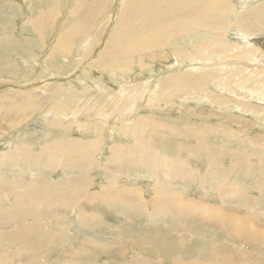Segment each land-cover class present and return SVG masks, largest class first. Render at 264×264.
Segmentation results:
<instances>
[{
    "label": "rangeland",
    "instance_id": "obj_1",
    "mask_svg": "<svg viewBox=\"0 0 264 264\" xmlns=\"http://www.w3.org/2000/svg\"><path fill=\"white\" fill-rule=\"evenodd\" d=\"M77 1L0 0L2 13L10 9L0 15V264H64L72 256L84 260L71 264H171L177 257L264 264V13H253L264 0H225L210 29L132 54L121 75L95 62L111 37L118 46L130 0ZM151 1L147 13L179 4ZM93 8V27L52 56L59 68L47 70L59 31ZM46 12L51 26L41 38L32 20ZM246 41L257 45L250 50L259 51L257 60L242 51ZM204 43L203 56L192 53ZM116 59L126 64L123 53ZM239 65L247 68L236 72ZM174 77L203 102L182 91L165 96ZM137 119L136 133L122 130ZM165 129L173 132L168 145ZM55 139H71L82 161L67 162ZM48 145L52 153L43 150ZM117 155L132 159L125 169L109 167ZM153 156L173 164L147 167ZM181 169L183 179L168 174ZM94 248L106 251L91 262Z\"/></svg>",
    "mask_w": 264,
    "mask_h": 264
},
{
    "label": "bare ground",
    "instance_id": "obj_2",
    "mask_svg": "<svg viewBox=\"0 0 264 264\" xmlns=\"http://www.w3.org/2000/svg\"><path fill=\"white\" fill-rule=\"evenodd\" d=\"M175 1L179 4L175 7L170 6L172 8L168 13H165V12L160 11L158 9H155L152 12L147 13L146 8L149 5L155 4L154 1H151V0H130L129 3L127 4V11L129 14L127 16H125L123 19H121L119 22V25H118V28L120 31L118 36H117V40L119 42L118 46L115 47V45L113 43V38L111 37L109 39L107 45H106V48L99 54V59H97L95 62L96 66L99 67L101 70H107L109 72V74L121 75L120 73H123L129 69L130 63H131L130 59H131L132 54L144 53L145 50L149 49L150 47H154L157 50H159L164 45L172 46V44L176 41L172 38L180 39L183 37H188L189 35L197 33L203 29H210L212 26V23L218 21L220 14L223 15L225 13V6H224L225 0H206L202 3V5L200 7H198V5H196L194 0H175ZM77 2H78V5H81L80 0ZM12 3H13V1H12ZM166 3H167V5H170L169 1H166ZM6 5L10 6L11 4L10 5L6 4ZM14 6H16V5H14ZM1 9H2V7H1ZM9 11H10V9L9 10L5 9L4 13H2V11H0V15H2V14L7 15V13ZM17 12H19V11H17ZM135 13H137V16L133 17V14H135ZM253 13H255L258 17L261 16L264 13V4H262L261 6H258L253 11ZM250 14H252V13H250ZM95 16H97V15H95V11L93 8V10L90 11L85 16L86 17L85 19L83 17H79V18H77V21L75 23L69 24V26L67 28H64L61 31H59L58 37L55 40V42L51 48L50 57L48 56L47 60H44V62H43V65L46 67L47 70L49 68H59V65L55 64L56 60H54L52 58V56H55L58 53L62 52V50L65 49V46L70 45L69 41H71L77 37H80V35L83 34L84 29H86L89 26V24L91 27L92 26L91 24L94 23L93 21L96 20ZM49 17H51V14L46 12L45 15H43V16L40 14H37L32 20V24L35 27V29L39 32L41 38H42V33L45 32L49 26H51L49 23ZM245 18H247V16ZM159 20H161V23L157 27L151 28L152 24H156ZM13 28L15 29V27H13ZM0 32L3 33V29L0 28ZM214 39L216 42L218 41V47L222 48L223 45H222L221 40L219 38H215V37H214ZM263 39H261V40H263ZM210 43H214V42H210ZM210 43H204L200 46L197 44L196 46H194L192 53L197 52L203 56L205 53V46H207ZM249 44H250L249 41H246L242 51L247 50L249 58L252 60H257L255 58V56H256V53H258L259 51H250L253 49V47H257V45L255 43H253L252 44L253 47L251 46V48L249 49L248 48ZM257 44H258V42H257ZM260 48H262V47H260ZM257 49H258V47H257ZM262 49H264V48H262ZM117 51L123 53V55L127 58L126 64L123 66L116 59V52ZM262 53H263V57H264V50H262ZM236 62H238V61H236ZM45 63H46V65H45ZM199 63H201V62H198V64ZM210 64H212V63H205L204 66H210ZM231 64L238 65V63H236V64L231 63ZM191 67L192 68L195 67L193 69V71L200 68L197 66H191ZM246 68H247V66L244 67V69H246ZM244 69H241V65L236 66V72L241 73ZM190 70L192 71V69H190ZM258 74H259V76H262L261 72H259ZM178 75H180V73H178ZM166 83H168V85L165 86L164 91H163V94H165V96L166 95L172 96L175 92L182 91V92H185L184 96H186L188 94V96H186V99H194L199 103L203 102V99L201 97H195L192 95V93H190L191 90L194 91V88L191 86V84L188 81L184 80V78L174 77V78L167 80L165 82V84ZM197 83L199 84V81H197ZM256 91H258V90L252 89L250 91V93L252 94V97L256 96L259 98L260 93H259V95H257V93L256 94L254 93ZM91 107H93V106H91ZM247 107L249 108L248 105H247ZM5 108H7V107H5ZM25 108H28V105H26ZM25 108H23V109L25 110ZM23 109H22V111H24ZM54 110H56V108ZM65 110H66V108H65ZM22 111H20V112H22ZM252 113L255 114L253 111H252ZM135 122H136L135 124L132 123V125H129V126L126 125L125 128H122V130L125 132H128V130H130V129H132L131 131H133V132H135V130L137 131V129H139V127H141L140 125L142 124V120L137 119ZM242 124H243V122H241V125ZM162 128H164V126ZM243 128L245 129V127H243ZM151 130H155V129L153 128ZM171 130L169 131V129H168L169 132H171ZM162 131H164V130H162ZM168 131H167V129H165L164 132L160 131L161 135L164 134V136L161 138L162 144L168 145V139H169L168 136L170 135V134L168 135ZM158 133L159 132H156L154 134L152 133V136H153L152 141L153 142H154L155 137L159 136ZM171 133H173V132H171ZM47 134L50 135V142H52V138H54L53 131L49 130ZM181 134H183V131L181 132ZM175 135H176V133L172 134V136H175ZM152 136L151 135L150 136H142V137H140V141L141 142H144V141L147 142V140H150ZM258 137L264 138V132H263V134L258 135ZM55 140H57V139H55ZM64 143H65V146H64ZM70 143H71V139L69 140V143H66L65 141H62V140H57V142H56L57 151L58 152L66 151V155H68L66 157V160H68L67 162H69L71 159H74L75 161H82L83 154H76V156H75V154L72 151H70L71 150L70 147H68V145H70ZM170 144L172 145V142ZM170 147H172V146H170ZM43 150L47 153H52L53 148L51 145H48ZM73 151H74V149H73ZM43 153L44 152H42L41 155H43ZM155 157H157V156H153L151 159H149V161H147V163L146 162L143 163L142 161L135 160V162H133V164L136 165L138 163L139 165L140 164L143 165L146 163L147 167L156 166L157 168H160V169L166 163H168L169 165L173 164L172 162L170 163V161L167 159H164V161H161V159L159 160L158 158H155ZM114 160L118 161L119 163L117 165H113V167L111 165H109V167L114 168L116 170L118 169V171H119V169H122V168L125 169V167H127L129 164V160H132V159H124V156H122V159L120 160L119 155H117L114 158ZM88 163L90 165L92 164L89 161H88ZM135 170H137V169H135ZM168 174L173 178H182L183 179V177L186 175V172L182 169L179 171H175V170L171 171L170 170V172ZM78 175H79V173H78ZM78 179H79V182L81 184L82 180L80 179V177ZM83 179L85 181L87 180L85 177H83ZM59 202L60 203L58 205H60L62 203V200H60ZM105 251L106 250L94 248L92 250V253H91L92 256H89V257L87 256V258L90 259L92 262L95 259V258L92 259L94 256L100 257L103 254V252H105ZM160 258H161V256H160ZM83 260H76L72 256L68 259V262H66L64 264H71L74 261H83ZM77 264H84V263H77ZM91 264H93V262ZM136 264H139V263L136 262ZM171 264H201V263H199L197 261V259H194V258H192L190 260L182 261V260H180L179 257H177V258L172 260ZM205 264H212V263H205Z\"/></svg>",
    "mask_w": 264,
    "mask_h": 264
},
{
    "label": "water",
    "instance_id": "obj_3",
    "mask_svg": "<svg viewBox=\"0 0 264 264\" xmlns=\"http://www.w3.org/2000/svg\"><path fill=\"white\" fill-rule=\"evenodd\" d=\"M262 44H263V46H264V39L262 40Z\"/></svg>",
    "mask_w": 264,
    "mask_h": 264
}]
</instances>
